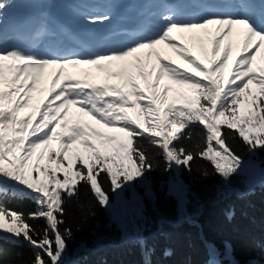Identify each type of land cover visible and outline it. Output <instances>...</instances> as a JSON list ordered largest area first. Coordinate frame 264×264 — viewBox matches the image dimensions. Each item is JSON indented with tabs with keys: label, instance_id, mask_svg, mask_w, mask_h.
Listing matches in <instances>:
<instances>
[{
	"label": "snow or ice",
	"instance_id": "obj_1",
	"mask_svg": "<svg viewBox=\"0 0 264 264\" xmlns=\"http://www.w3.org/2000/svg\"><path fill=\"white\" fill-rule=\"evenodd\" d=\"M12 5L13 0L0 2V21ZM250 6L240 4L241 9ZM84 19L95 28L112 22L110 13ZM234 32L243 36L241 54L225 79ZM173 33H189L188 43L178 45ZM190 44H199L207 66L191 54ZM40 46L44 51H37ZM160 46L187 67L181 68L170 58L165 62ZM261 49L264 20L243 10L188 13L174 4H164L163 11L150 21L135 31H121L100 50H68L43 23L32 32L11 37L0 31V239L22 238L34 250V259L19 264H69L64 257L73 233L59 227L64 223L65 198L75 196L84 184L90 186L100 206L110 207V196L99 181L102 173L110 180L111 191L119 195L153 170V163L140 149L142 139L162 149L166 171L173 165L190 171L193 153L177 148L173 140L185 137L182 130L191 125H202L205 147L196 155L210 161L224 180L244 163L229 145L228 131L238 134L249 151L264 149V74H257L253 67ZM153 56L156 63H151ZM79 66H89L83 78L65 73L67 67ZM93 68L95 74L90 71ZM153 70L155 80L149 83ZM46 77L50 78L47 89L41 87ZM136 77L152 89L151 95H145ZM162 78L176 87L161 85ZM254 82L258 95L250 88ZM37 93H45L44 100L34 102ZM144 100L147 103H138ZM25 109L31 111L22 115ZM130 110L135 117L129 115ZM170 125L175 127L169 130ZM113 131L124 136L110 134ZM54 141L59 145L55 159L50 147ZM45 152L48 163L41 165ZM9 194L30 199L35 210L25 215L10 209L3 200ZM41 219L45 221L42 232L29 222Z\"/></svg>",
	"mask_w": 264,
	"mask_h": 264
},
{
	"label": "trees",
	"instance_id": "obj_2",
	"mask_svg": "<svg viewBox=\"0 0 264 264\" xmlns=\"http://www.w3.org/2000/svg\"><path fill=\"white\" fill-rule=\"evenodd\" d=\"M182 131L185 137L173 143L193 153L190 171L175 165L166 171L162 149L142 139L140 149L153 170L119 195L102 173L99 181L110 196V207L100 206L84 184L75 196L65 198L59 227L73 233L65 259L76 255L82 264H213L214 259L218 264L264 263V149L249 151L238 134L228 131V143L244 163L224 180L210 161L196 155L205 147L203 126L193 124ZM6 204L25 215L35 210L27 198ZM120 211L134 221L130 229L118 226ZM29 222L42 232L43 219ZM0 245V264L34 259V250L22 238L3 239Z\"/></svg>",
	"mask_w": 264,
	"mask_h": 264
},
{
	"label": "rangeland",
	"instance_id": "obj_3",
	"mask_svg": "<svg viewBox=\"0 0 264 264\" xmlns=\"http://www.w3.org/2000/svg\"><path fill=\"white\" fill-rule=\"evenodd\" d=\"M210 28L214 29L215 26L214 25L213 26H210ZM177 34L178 33H173V38H174V41L178 45H184V44L188 43V36L190 35L189 33H179L180 36H177ZM242 40H243L242 34L241 35H237L235 32L232 35V37H230V42H231L232 47H231V53H230V58H229V70H234V61L237 60L240 57V54H241L240 53V48L242 46ZM189 47H190L191 54L198 60V62H200L202 65L207 66V60L200 53L199 44H195V45L190 44ZM159 51H160V55L165 58V62H167L168 59L170 58L171 61L174 64H180L181 65V68L187 67V65L184 64L182 62V60L180 58H178L175 54L171 53L170 50L165 49L162 46H160ZM151 63H156L155 56L152 57ZM151 63L149 64V68H151ZM253 67H254V69H256L258 71V73L264 74V54H262L261 56H259V54L257 53V55H256V61H255L254 65H253ZM85 69H89V66H83V67L82 66H79V67H67L65 69V73L67 75H71L74 79L83 78V71ZM49 71L51 72V71H54V70L50 69ZM90 71L93 74H95V71L96 70L93 68V69H90ZM225 72H226V69L224 70L223 75H224L225 79H228L229 77H228V75ZM133 75H135V72L134 71H133ZM154 80H155V71L153 70L152 76L149 78V83H151ZM92 82L97 83V84L101 83V81H99V80H93ZM109 82L115 83L117 81L112 80V81H109ZM135 82L138 83L141 88H144L145 95H151L152 89L145 87V82L142 79H140L139 77H136ZM160 83H161V85L168 84L170 87H173V88L176 87L175 85H172L171 84V81L167 80L166 78H162L161 81H160ZM49 85H50V78L46 77L45 78V81L42 83L41 87L47 89V87ZM250 87H251V89H252L253 92H256L258 90L257 84L255 82L252 85H250ZM156 91L159 92V88H157ZM168 95H169V98H171L173 96V93L172 92H169ZM44 97H45V93H37V94H35V100H34V102L39 101V100H44ZM138 103L144 104V103H147V100L139 101ZM181 103H183V101L177 100V104H181ZM240 107H241V109H243L244 105L241 104ZM129 115L135 117V113L133 111H131V110L129 111ZM84 119H88V118L85 117ZM142 121H143V117H141V122ZM93 126L94 127H97L98 126L99 129L101 131H103V132H105V131H108L109 132V129L101 128L99 125H96L95 123L93 124ZM117 127H119V123L117 124ZM173 127H175V126H171L170 125L169 126V130L171 128H173ZM110 134H115V135H118L120 137H123L124 136L123 133H117V132H114V131L112 133H110ZM50 147L53 149V152L52 153L55 155V150H57L59 148L58 143L54 141V142H52V144L50 145ZM77 147H79V145H73V148H77ZM33 162H35V157L33 158ZM47 163H48V153L45 152V158L40 161V164L41 165H45ZM65 166H67V162H65ZM54 167H55L54 164L50 165V168H54ZM127 214L128 213H126L125 211L117 212V215H116V218L117 219H115V218L114 219L116 221H118V219L123 221V222L122 221H119L118 222V226H122L123 228L130 229V226L129 225H134L133 224L134 221H133V223H131V221H129L128 219H125V216Z\"/></svg>",
	"mask_w": 264,
	"mask_h": 264
},
{
	"label": "bare ground",
	"instance_id": "obj_4",
	"mask_svg": "<svg viewBox=\"0 0 264 264\" xmlns=\"http://www.w3.org/2000/svg\"><path fill=\"white\" fill-rule=\"evenodd\" d=\"M183 8V7H182ZM183 10H184V8H183ZM85 40V39H84Z\"/></svg>",
	"mask_w": 264,
	"mask_h": 264
}]
</instances>
